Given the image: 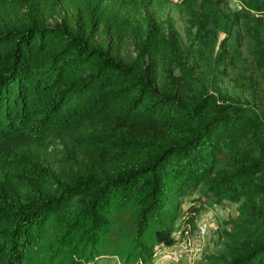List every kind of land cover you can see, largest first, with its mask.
I'll list each match as a JSON object with an SVG mask.
<instances>
[{
	"label": "trees",
	"instance_id": "1",
	"mask_svg": "<svg viewBox=\"0 0 264 264\" xmlns=\"http://www.w3.org/2000/svg\"><path fill=\"white\" fill-rule=\"evenodd\" d=\"M169 4L0 0V264H152L195 212L231 204L205 264H264V105L193 72L158 21ZM179 7L213 48L226 35L230 67L234 29L264 18V0Z\"/></svg>",
	"mask_w": 264,
	"mask_h": 264
},
{
	"label": "rangeland",
	"instance_id": "2",
	"mask_svg": "<svg viewBox=\"0 0 264 264\" xmlns=\"http://www.w3.org/2000/svg\"><path fill=\"white\" fill-rule=\"evenodd\" d=\"M184 0H170V4L157 12V18L163 29L165 39L168 40V29L172 26L177 36V45L182 52L185 61L193 72L201 79L215 87L220 96L228 100L248 102L251 105H264V18L247 24H240L234 29L243 54V59L236 62L234 67L229 66V59L221 63L216 58L217 47L224 42L226 35H219L215 48L205 43V39L197 33V24L192 25L179 5ZM238 6L223 7L226 15H232ZM161 53L169 56V48L162 45ZM168 59V60H169ZM186 205H183L185 208ZM237 205L231 204L225 208L221 206L206 205L194 213L193 226L187 228V232L181 242L177 243L178 249L170 252L168 248L160 247L152 264H205L204 258L216 254L222 247V232L227 230L228 222L237 216ZM215 215V225L211 233L200 240L196 245V223L200 215L205 213ZM195 218V219H194ZM94 264H118V259L105 256Z\"/></svg>",
	"mask_w": 264,
	"mask_h": 264
},
{
	"label": "built area",
	"instance_id": "3",
	"mask_svg": "<svg viewBox=\"0 0 264 264\" xmlns=\"http://www.w3.org/2000/svg\"><path fill=\"white\" fill-rule=\"evenodd\" d=\"M229 5L232 7L238 6L237 2L235 1L231 2ZM215 215L219 216L221 214L217 215V214L208 212L198 217L197 223H196V239H195L197 246L200 245L199 243L202 238L208 236L211 233V229L215 225V219H214ZM176 249H178L177 244L172 246V248H170L169 251L173 252Z\"/></svg>",
	"mask_w": 264,
	"mask_h": 264
}]
</instances>
